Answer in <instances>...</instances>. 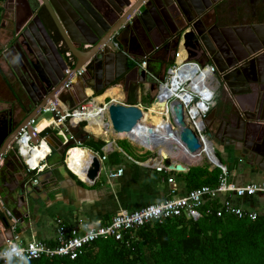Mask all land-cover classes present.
I'll return each mask as SVG.
<instances>
[{
    "label": "water",
    "instance_id": "1",
    "mask_svg": "<svg viewBox=\"0 0 264 264\" xmlns=\"http://www.w3.org/2000/svg\"><path fill=\"white\" fill-rule=\"evenodd\" d=\"M11 1L7 0V4H9L7 8L9 9L13 6ZM39 1L41 2L40 5L48 12L56 31L67 50L75 58L76 63L69 74L64 73L66 68L64 55L55 44L50 29L39 16H36V20L25 22L18 31H16V22H14L15 29L13 31L19 32L20 36L14 41L9 50L5 49L0 55L14 72L21 88L28 97L29 104L28 107L22 105V112L24 116H27L18 124L14 133L8 137L9 139L18 133L20 128L26 125L42 107L50 102L56 105L54 97L61 92L60 90L65 83L77 74L81 68H83V72L81 75L76 76L75 81L80 85L83 99L85 98L84 83L91 88L93 87L91 84H87L84 78L86 79L88 72L92 69L95 72V79L101 80L99 68H101L103 59L106 56H108L109 62L114 59L119 62L120 66L117 65L119 70L115 73V77L106 83L105 87L113 84L115 80L118 81V79L124 78L128 72V57L133 53V50L131 51L128 45H125L122 41L120 43L121 48L113 46V43L119 42L118 35L115 37L116 32H120V37L128 35V32H133V39L137 44L136 47L143 53L148 52L146 51L148 47L144 46V38L142 37L145 35L150 48L156 46V35H158L161 44H166V49L173 48L177 50L181 46V56L185 60L193 58L196 48L202 47L206 52H209L210 49L207 45L212 44L211 41L215 42V40L211 36L210 29L204 27L206 26L204 24L208 19L209 13L213 12L216 14L226 0H183L181 3L177 0L176 4L166 0ZM146 1L147 3H145ZM148 8L149 14H151L150 30H139L138 25L143 23L142 15L148 11ZM241 8V5H238L237 10ZM141 9L144 10L140 11ZM187 14H190V16H186ZM143 26L145 27L144 24ZM256 27H264V25L233 28L235 29L232 33L234 43L229 46V49L231 57L233 58L234 56L235 61L232 64L222 62L221 65L215 61L217 66L215 75L220 84H224L226 87L233 86L248 98L244 103L250 108L245 110L240 106L241 110H237L241 115L245 116V119L241 118L242 121L236 133L230 137L238 143L249 141L253 144L252 150H255V154L262 158L258 168L264 171V151H262L264 149V86L259 89L253 88L249 83H255L256 79L250 80L242 66L243 60L248 59L250 56L257 63L259 56H264V28L260 32L257 31ZM165 31L167 36L163 37ZM53 33L55 34L54 31ZM113 34L114 36L112 37ZM110 37H112L111 40ZM169 39L175 40L173 46H169ZM253 44L256 47H253ZM82 45H88L91 48L80 50ZM258 69L259 66L257 67ZM109 72L111 75V68ZM235 73H238V75H235ZM232 74L233 76L230 77ZM229 79L235 81V83H229ZM72 86L73 84H71V88ZM102 90L103 88H94L97 94ZM157 91L158 85L156 90L150 93L149 102L154 105L159 103L158 108L166 109V102L156 98ZM107 112L112 134L131 133L138 126L144 113L136 104L112 102H110ZM169 119L171 126L177 130L175 140L178 141V144L185 151L187 150L190 155L199 152L202 149V145L196 134L188 126L181 103L176 102L171 105ZM8 122L9 120L5 124L6 131L4 134L0 133V141L7 136L9 126H16L14 125L15 122L10 121V124ZM204 123L209 128L207 119ZM27 129L32 136V143H36L39 137L33 133L30 127ZM79 131V127L71 129L72 134ZM82 131L81 138H77L76 141L64 146L62 151H60V161L64 158V151L68 147L72 148L74 144L82 145L90 137L87 130L82 129ZM153 133L154 129L150 128L147 135L152 137ZM169 134L171 137L174 136L172 133ZM206 135L208 142L215 139L211 132ZM92 138L94 140L98 139L95 135H92ZM9 139L3 144L0 155ZM92 155L93 165L86 170V178L88 179L86 183L100 185V171L103 163L100 162L98 154L92 153ZM211 155L216 158L213 168L226 169L215 155L210 142ZM164 163L171 170L186 171V168L184 169L179 163L174 164L169 160H165ZM211 163L213 164L212 159ZM62 164L63 169L72 175L66 169L64 162ZM48 165L49 168L38 175L22 173L23 184L16 194L13 193L15 190L12 186L8 187L9 191L6 194L9 197H4L0 194V247L6 241L12 240L14 235H20L25 229H29V219L38 213V208L41 207L44 201L55 195L56 186L48 183V180L52 177L54 181L56 180L55 171L52 169L51 163ZM44 173H47L48 176L44 177ZM72 176L76 177L74 179L75 182L80 181L77 176ZM6 211L10 213V216L7 215Z\"/></svg>",
    "mask_w": 264,
    "mask_h": 264
},
{
    "label": "built area",
    "instance_id": "2",
    "mask_svg": "<svg viewBox=\"0 0 264 264\" xmlns=\"http://www.w3.org/2000/svg\"><path fill=\"white\" fill-rule=\"evenodd\" d=\"M113 46L117 48V43H113ZM66 62L65 74H69L74 66V57L70 52L63 54ZM180 53H175V58L167 68L163 79L158 83V91L156 98L166 102V109L159 108L164 116L161 115L163 121L170 123L171 105L179 102L184 109V115L188 126L196 134L199 142L202 145V149L193 154L201 155L202 158L198 163H203L204 158L211 164L208 155H205L206 149H210V141L208 142L206 135V126L204 123L205 118L210 113L214 106V89L216 85V76L214 68L211 65H201L196 61L185 60L180 57ZM150 55L143 56L140 61L136 63L145 68L146 63L149 60ZM193 70L192 77H182V69ZM83 68H81L77 74L70 78L64 85L63 89H71V84H74L77 75H81ZM180 72V75L176 73ZM165 88V91H163ZM171 91L174 92L173 95ZM169 94V95H168ZM97 95L95 92L89 91L86 93L85 98L75 105H67L66 103L59 102L56 105L48 103L42 107L36 116H33L26 125L20 128L13 141L10 143L8 150L13 151L16 159L21 163L26 173L38 175L49 168V158L58 149L74 142V136L71 133V129L79 127L80 132L85 129L90 123V110L94 109L97 105L96 99L103 96ZM109 99V102H106ZM112 98L104 97L103 103H100L99 108L103 111L100 117L103 121V135L98 138L106 137L107 141L103 143L101 152L103 154L99 156L100 162L103 163L107 159V154L115 150V141L127 140L133 146L141 149L140 152L155 151L159 153V146H162L164 150L169 153L173 152L171 144L166 142L168 136L166 134L172 133V129L162 131L160 128L154 129L152 137L147 134L144 138V144L138 145L135 141L128 138L116 139L112 136L110 131V124L108 121V112L106 106H109ZM124 103V102H122ZM126 104V103H125ZM158 104H152V108L158 109ZM144 112V110H142ZM47 112L50 116V121L38 129V120L43 117V114ZM78 118V119H77ZM94 118V117H92ZM31 128L33 133L39 137L36 143H32V136L29 134L27 128ZM175 130V128H173ZM41 133L43 135L41 136ZM92 137V133H89ZM161 140V141H160ZM45 141L50 151L45 157L38 161L36 167H30L28 158H31L32 149H36L40 146V143ZM162 143V144H161ZM178 144V143H177ZM180 146V144H178ZM181 147V146H180ZM72 149L68 147L64 154V165L68 172L72 175V171L67 165L66 155L67 152ZM92 153L98 154V152ZM119 152H122L119 150ZM172 157L173 155H168ZM168 156L164 157L159 153V159H148L146 166L153 168L157 173L170 174L172 172H178L171 170L165 165L164 161L168 160ZM170 161V160H169ZM171 162V161H170ZM172 163V162H171ZM213 166V164H211ZM218 178L217 184L214 186L204 185L198 188L192 189L186 192L184 195H176L175 188H172L164 199L148 203L141 208H137L131 211H121L111 218L107 224H92L86 223L82 219H76L71 224L67 225L60 221L57 229L55 230V236L52 240V244H48L42 241L30 240L23 241L19 235H14L13 239L6 241V243L0 247V264H8L13 261L25 262L36 260L40 258L52 259V258H67L71 261L80 257L84 251L90 247L94 242L101 239L112 238L116 241H120L123 238V234L128 231L136 230L145 224L156 222L162 224L169 219L184 218L185 220L198 221L203 217H234L238 220L255 221L259 215L264 213V207L261 211L259 208H254V199L259 197L264 200V181L251 182L247 185H235L228 180V173L226 169H222ZM103 171V166L101 171ZM123 168H118L116 171L109 170L108 179L120 177L123 173ZM75 176V175H74ZM36 183V181H34ZM167 183L172 184L173 179L167 178ZM249 202L250 207H244V203ZM7 215L10 216L8 211ZM16 249L13 252V249ZM5 253L10 254L9 256Z\"/></svg>",
    "mask_w": 264,
    "mask_h": 264
},
{
    "label": "crops",
    "instance_id": "3",
    "mask_svg": "<svg viewBox=\"0 0 264 264\" xmlns=\"http://www.w3.org/2000/svg\"><path fill=\"white\" fill-rule=\"evenodd\" d=\"M6 1L7 0H0V52H3L8 46V40L13 34L11 23V21L13 20V12L16 14V31H18L25 22L36 20V16H39L44 24H46L50 29L54 42L58 46V49H60L61 53L64 54L66 52H69L58 32L56 31L48 12L42 5H40L41 2L39 0H12L11 2L13 3L14 7L11 6V9L7 8L8 6H5ZM53 31L55 32V34L53 33ZM156 37V46L150 48L149 44V47L146 49V51L148 52H139L137 54L139 55V61L143 56L150 55V58L146 63V67L141 68L137 63L134 62L132 58L133 54L130 55L128 57L127 66H131L133 69H135L136 67L137 74H132L128 77L127 72V80L125 83L116 84L115 86H111L106 90L108 91L109 89L116 88L122 96L120 102H124L126 104H136L144 111H150V109H153L152 103L149 102V95L151 92L156 90L158 82L163 79L164 74L167 70H165V65H168L170 61L174 60L176 52H179L181 54L182 51L181 46L177 50L173 48L166 49L165 46L163 47V45L166 44H161L158 35H156ZM156 47H159V49L154 50ZM133 53H136V50H133ZM192 60L198 62L201 65H206L205 60H203L200 56L195 57ZM74 63H76L75 58ZM110 63H112V70L114 71L117 70V65L120 66L119 62L114 59L111 60ZM7 68V65L2 60H0V71L7 78L11 79V75ZM91 72L93 71L91 70ZM89 91L91 90L87 88L84 95H86V93H88ZM18 97L19 101L10 93L8 87L0 82L1 111H5L6 109L10 110L11 108L16 109L17 106H20V103L23 106L28 107L29 102L28 100H26L24 94L22 93L21 97ZM54 98L56 104L62 102L66 103L67 105H75L78 102H81V100L83 99V94L80 91L79 83L75 81L71 89L62 90ZM246 99L248 98L245 95L241 94L239 90H232V92H230L228 87H226L224 84H220L216 76V85L214 89V106L209 113L210 115L208 114L205 118V120H208L209 126V128L206 127V134L208 132H211L214 125L221 118L223 119V117H227V115L230 117V111H240V106L245 110L249 109L250 107L244 103ZM230 108H232V110H230ZM19 110L22 111V106H20ZM157 110H154L153 112L161 111ZM147 114L149 116V113ZM161 114L162 116H164V113ZM156 117L160 118L161 116L160 114H157ZM228 128V131L233 130V127L231 125ZM115 137L117 138L118 136ZM100 139L104 142L107 141L106 137ZM86 141L88 142L89 138ZM92 142H95V140L93 139ZM210 142L213 146L214 151L216 149H219L220 153L223 154V157L219 158L215 153L217 158L225 166L226 170H228V177H231L234 180L237 179L239 173L238 171L240 170L244 172L250 171L252 169L261 171L258 168V164H260L262 160L261 156H255L254 154L251 155L250 158L246 159L244 157L245 155L240 151V144L238 147H236V149H232L225 144H221L218 139L210 140ZM85 149L88 150L89 155L93 156L90 152L91 149ZM159 153H156L153 150L147 152L139 151L138 155L144 156L146 158L143 161H134V163L139 167L145 168L147 170H152L157 173L153 168H148L146 166V163L148 159H159ZM6 155L10 162L13 160H15L17 163L19 162L16 159L13 151L7 150ZM167 159L172 163L181 164L186 168V171L172 172L170 174L164 175L161 173H157L161 174V176L157 179H150L146 175L140 177L133 176L129 172L128 168L120 165L118 162H115L110 166V169L116 171L118 168H123L124 171L120 175V177H116L111 180L108 179L110 183L108 182L106 186L101 181L100 185H90L89 183H86L88 181L86 177L84 179L85 182L81 180L75 182L74 177L67 173L65 169H63V164L60 161L61 157L59 158L58 155L50 157L49 163H51L53 166L52 169L55 171L56 180L54 181L52 177L50 180H48V183L51 182L49 184H53L56 186V190L54 192L55 195L51 196L49 199L43 202L41 207L38 208V213L34 217L29 219L30 228L25 229L22 233H20L19 236L23 239V241H38L37 237L39 231L43 230L41 231V233L45 232L44 222L48 217L50 218L53 215L56 216L55 221H60L67 225L71 224L76 219H82L86 223L104 225L107 224L111 220V218L119 212L124 210L129 211L126 206L127 204L131 203L130 198L132 196L144 199L145 202L143 203V205H145L164 199L165 197H167L172 188H175L176 195H184L187 192V189L185 187L183 174L187 173L192 167L201 166L202 163L198 164V162H196V164L194 165L187 164L185 160L182 161L180 160V158L178 159L174 156H168ZM226 161L229 163V166H231L230 169L229 166L224 164V162ZM18 164H20V174L24 173L25 171L23 169V166L20 162ZM261 172L264 174V171ZM47 176L48 174L45 177ZM169 177L173 179L172 184L167 183V178ZM79 182H83L87 186L83 187L82 183L80 184ZM79 186H81V188H79ZM261 200L262 199H260V201ZM48 234V236H45L44 238H42V240L39 241L51 245L55 235V231L53 235L51 231H48Z\"/></svg>",
    "mask_w": 264,
    "mask_h": 264
},
{
    "label": "trees",
    "instance_id": "4",
    "mask_svg": "<svg viewBox=\"0 0 264 264\" xmlns=\"http://www.w3.org/2000/svg\"><path fill=\"white\" fill-rule=\"evenodd\" d=\"M220 174L219 168H190L183 174L187 192L214 186ZM8 264H264V213L253 222L234 217L152 222L124 233L120 241L98 240L73 261L56 257Z\"/></svg>",
    "mask_w": 264,
    "mask_h": 264
},
{
    "label": "flooded vegetation",
    "instance_id": "5",
    "mask_svg": "<svg viewBox=\"0 0 264 264\" xmlns=\"http://www.w3.org/2000/svg\"><path fill=\"white\" fill-rule=\"evenodd\" d=\"M166 1L172 2L173 4H176V2H177V0H166ZM182 1L183 0H179L180 3ZM145 3H147V1ZM7 5H9V4H7V1H6L5 6H7ZM11 5H13V3H11ZM238 5H241L242 8L237 10ZM13 7H14V5H13ZM143 10L144 9H141L140 11H143ZM150 15L151 14H149V8H148V11L143 13V15H142L143 23L141 25L140 24L138 25L139 30H143V31L150 30V28H149L151 26V23H150L151 22V16ZM235 15L238 18L237 17L235 18ZM186 16H190V14H187ZM14 22H16V14L13 12V20L11 21L13 29H15V23ZM143 24L145 25V27L143 26ZM204 25H206L204 27H208L210 29L211 36L213 37V39L215 40L216 43L211 41L212 44L207 45V47L210 49L209 52H206V50L202 47L196 48L192 59L200 56L203 60H205L206 65H211L214 68V72L216 74L217 66L215 64V61L219 65H221L222 62H226V63L228 62L229 64H232L235 61L234 56H233V58L231 57L232 55H231L230 49H229V46H231V44L234 43L233 38H232V33L234 32L235 29H233V28L239 27V26L253 27V25H264V0H226V1H224V4L220 7V10L216 14H214L213 12L209 13L208 19L206 20ZM263 28L264 27H256L257 31H260V32L262 31ZM229 30H232V31H229ZM18 33L15 32V30L13 31L11 38L8 40V46L5 49L9 50L10 47L12 46V44L14 43V41L17 38H19L20 34H18ZM119 33L120 32H118V33L116 32V35H115V37L118 35L117 38H119V40H118L119 42H117L118 43L117 48H121L120 43L122 41L125 45H128V47L130 48L131 51L136 50V54L135 53H132L133 55L130 54L133 56L132 58H133L134 62L136 63L137 61H139V55H137V54L141 51L138 49V47H136L137 44L134 42V39H133L134 33L128 32L129 34L126 36H123V37H120ZM113 36H114V34L112 35V37ZM145 36H142L144 38L143 39L144 46L149 47L148 46L149 42H147V38ZM166 36H167V32L165 31L163 34V37H166ZM112 37H110V40ZM169 41H170L169 46H173L175 43V40L172 41V39L171 40L169 39ZM127 42H128V44H127ZM164 46L165 45H163V47ZM253 47H256V46H254V44H253ZM90 48L91 47L88 45H82L80 47V50L90 49ZM157 49H159V47H156L154 50H157ZM1 53L2 52H0V54ZM0 60H2L7 65V67H8L7 69L11 75V79H9L0 71V80H1L0 82H2L4 85H6L8 87V89L10 90V93L15 98L18 99L19 98L18 96L21 97V94L23 93L26 100H28V97H27L26 93L23 91V89L21 88L14 72L9 67L6 60L3 57H1V55H0ZM257 60H258V63L256 60H254V58H252L250 56L248 59L243 60L242 66H243V69L247 73V77L250 80H253L254 78L256 79L255 83L252 82L249 84L253 88L255 87V88L259 89V88H262V86H264V56H262V55H261V57L259 56V58ZM171 62L172 61H170L168 65H165V70L170 66ZM166 66H168V67H166ZM258 66H259V69L257 70ZM109 67L112 69V63L110 65V62L108 60V56H106V58L103 59V63L101 64V68H99V70L101 71V80H96L95 79V72L89 71L88 75L86 76V79L84 78V80L87 82V84H91L93 87L91 88L89 85H86L84 83V87H85L84 91H86V89L89 88L92 92H95L94 88H103V90L99 94L96 93L97 95H102L111 86H115L116 84H123L126 82L127 73H126V76H124V78L122 77L121 79H118V81L115 80L113 82V84L105 87L106 83L110 79L115 77V73H117V71L119 70V68H117V70H115V71L112 70V73L110 75V72H109L110 68ZM127 67H128V69H127L128 77L132 74H137V68L136 67H135V69H133L131 66H127ZM235 75H238V73H235ZM231 76H233V74L230 75V77ZM229 83H235V81H232L229 79ZM132 84H134V83H132ZM129 86H131V85H129ZM228 88H229L230 92H232V90H237V88H235L233 86H230ZM62 90H65V89L61 88L60 91H62ZM102 98H104V97L98 98L96 100V103L98 104V101H100ZM119 99H121V98H119ZM18 101H19V99H18ZM113 101L119 102L116 99H113ZM119 103H121V102H119ZM20 106H22L21 103H20ZM20 106L19 107L17 106L16 109L11 108L10 110L6 109L5 111L0 110V133L4 134V132L6 131V129H5L6 125L5 124L8 120H9L8 124H10V121H12L13 123L15 122L14 125H16L15 127L9 126L10 128H9V132H8L7 136L4 137L0 141V142H2L0 144V151H1V148L3 147V144L9 139L8 137H10L14 133L18 124L27 116V115L24 116L23 112L21 110H19ZM230 110H232V108H230ZM229 114H230L231 118L228 115H227V117L224 116L223 119L219 118L220 120L214 125L213 129L211 130V133L213 134V136H215L214 137L215 140L218 139L221 144H223V145L225 144L226 146L231 147L232 149H236V147H238L240 144V149H241L240 151L242 152V154L245 155L244 157L246 159H248L251 157V155L255 154V150H252L253 144H251L249 141L238 143V142L232 140V137H230V136H233L234 133H236V130L238 129L239 124L241 123L242 119L243 120L245 119V116L241 115L237 110L230 111ZM232 118H233V120H232ZM227 125H229V126L231 125L233 127V130L228 131L229 126H227ZM82 134H83L82 132L81 133H78V132L74 133L73 134L74 141H76L77 138L78 139L81 138ZM16 135H17V133L14 134L9 139L8 143L6 144V147L1 152V155H0V194L4 197L7 196L6 194L9 191L8 187L12 186L15 190L13 193L16 194V192H18V189L20 188V186L23 184V178H22V175L20 174V168H19L20 164H18L19 162L17 163L15 160L10 162L7 158V155H6L9 145L13 141V139ZM76 145H80V144H75L73 146H76ZM248 146H250V147H248ZM46 148H47V146H46ZM62 149H63V147H62ZM62 149H61V151H62ZM262 151H264V149H262ZM48 152L49 151L47 150L46 154ZM65 152H66V150L64 151V154H65ZM59 153L60 152H58V151L54 152L52 156L54 157V156L58 155V157L60 158ZM76 154H77V152L74 154V156ZM256 155L257 154H255V156ZM75 163H76V161H75ZM46 175H47V173H44V177ZM81 179L84 180L85 177L82 176ZM49 183H51V182H49ZM7 197H9V196H7ZM10 205H12V204H10Z\"/></svg>",
    "mask_w": 264,
    "mask_h": 264
},
{
    "label": "bare ground",
    "instance_id": "6",
    "mask_svg": "<svg viewBox=\"0 0 264 264\" xmlns=\"http://www.w3.org/2000/svg\"><path fill=\"white\" fill-rule=\"evenodd\" d=\"M181 72H182L181 76L183 78L184 77H189L190 78V77H192V75L194 73L193 70L185 69V68H183ZM176 75L179 76L180 75V72L176 73ZM163 91H165V88H163ZM173 94H174V92L171 91V94L170 95H173ZM101 97H111L112 98V100H111L112 103H119L120 100L122 99L121 94L119 93V91L116 88L109 89ZM119 98H121V99H119ZM113 99H116L119 102H115V101H113ZM100 103H103V98L100 101H98V104L94 107V109H92V110L89 111L90 112L89 116H90L91 119H89L90 120V123L85 128V130H87L89 133L94 134L95 137H99V136H101V135H103L105 133L103 131L104 125H103L102 119L101 118H98L97 119V117H100L101 116V113L103 111L102 108H99ZM107 107L108 106H106V108ZM155 110H157V109L155 108ZM158 110H160V109L158 108ZM158 112H160V116H161L162 111H158ZM153 113L154 112H152V114ZM46 115H49V114H47V112H45L43 114V117H41L38 120V122H37V124L39 125L38 126V129H40L41 127H43L46 124L45 123L46 121L47 122L50 121V119H49L50 116H49V118H45ZM149 116L144 111L143 118L139 122L138 126L131 133H123V135H121V138L124 139L123 138V136H124V137H126V138H128L130 140L135 141V143H137L138 145H143L144 144L143 143L144 142V138H145V135L148 133V130L150 128H152V127L154 129H157V130H158V128H160V127H157L156 125H153V123L149 122L150 121L149 120ZM92 117H94V118H92ZM160 129L162 131H165V133L168 131L167 129H163V128H160ZM172 134L174 135L173 137H171L170 134H166L168 136V139H166V142H168V143L171 144V147H172L173 152L169 153L167 150L165 151L162 146H159L160 155H162L164 157H166L168 155H173L175 158H178V159L180 158V160H182V161L185 160V162L187 164H192V165L196 164V162H199L200 159L202 158V154L199 155V156L198 155H193V154L190 155V153L187 150L185 151L184 148L180 147L177 144L178 141L175 140V137L177 135V130H173V128H172ZM112 135H114V134H112ZM117 138H119V137H117ZM46 146H47V148H46ZM47 150L50 151V149H49L47 143H45V141H42L40 143V146L38 148L32 149L31 158H28L27 159L28 160V163H29V166L30 167H36L37 164H38V161L42 160L45 157V155L48 154V153L46 154V151ZM76 152H77V154L74 156V154ZM87 153H88V150L87 149L81 148L79 146H74V147H72V149H70L67 152V155H66V162H67L68 167L70 168V170L72 171V173L75 176H77L79 180H81L83 182H85V180H82L80 178V176L86 177V170H87V168L91 166V163L93 165V160H92L93 159V156H91V155H89ZM205 155H208L210 162H211V159H212L213 165H214V163H216V158L213 157L212 155L210 156V149H208V148L206 149ZM71 159L73 160V163H74V166H75V170L76 171H74V169H72L70 167V165H69V161ZM75 161H76V163H75ZM182 167L185 169L184 166H182Z\"/></svg>",
    "mask_w": 264,
    "mask_h": 264
},
{
    "label": "rangeland",
    "instance_id": "7",
    "mask_svg": "<svg viewBox=\"0 0 264 264\" xmlns=\"http://www.w3.org/2000/svg\"><path fill=\"white\" fill-rule=\"evenodd\" d=\"M106 102H109V99H106ZM155 110V108L150 109V111H145L147 113H149V122L153 123V125H156L157 127L163 128V129H172L173 126L167 124V121H163L161 118L156 117L157 114H160L158 112H154L152 114V112ZM162 115V114H161ZM45 118H49V115H46ZM115 136H118L119 138H116L114 135H112L114 138L116 139H122L121 135H123V133H113ZM43 135V133H41V136ZM124 138V136H123ZM89 140L93 141L91 137H89ZM98 140V142H103L100 138L96 139ZM89 141V143H87L84 148H89L91 150H94L95 148H99L98 155L101 156L103 154V152H101V148H100V144L95 143V142H91ZM116 147L115 150L113 152H110L107 154V159L103 162V171L101 172L100 175V181L105 184L107 186L108 182L110 183L109 179L108 180V174L106 172H108L110 170V166L113 165V163L118 162L120 165L125 166L126 168H128L129 172L133 175V176H144L146 175L148 178L152 179V178H158L161 176V174H157L152 170H147L145 168L139 167L137 166L134 161H143L146 157L144 156H139L138 152L141 151V149H138L137 147H134L133 144H131L129 141L127 140H118L115 141ZM216 144V142H215ZM75 145V144H74ZM77 146H81V145H77ZM83 148V147H81ZM62 148L58 149V152L61 151ZM119 150H121L122 152H119ZM95 151V150H94ZM216 155L219 158L223 157V154L220 153L219 149L215 150ZM89 154V153H87ZM64 159V158H63ZM63 162V160L61 161ZM225 165L229 166V163L226 161L224 162ZM69 165L72 169L75 170V166L73 163V160L71 159L69 162ZM199 167H204L205 169H207L208 171L212 170V165L206 160V158H204L203 163L201 166ZM231 166H229L230 169ZM228 168V167H227ZM238 178L237 179H232L231 177H228V180L232 183H234L235 185H247L251 182H261L264 181V174L261 171H257L255 170H250L247 172L244 171H238ZM76 178V177H75ZM74 178V179H75ZM80 178H82V176H80ZM83 187H86L87 185L83 182H81ZM131 203L127 204V209L129 211L137 209V208H141L145 205H143V203L145 202L144 199H141L140 197H134L132 196L130 198ZM254 204L255 207L254 208H259L258 210L261 211L264 207V201L261 200L259 197H256L254 199ZM244 207L249 208L250 207V203L249 202H245ZM56 220V216L53 215L50 218L48 217L46 219V221L44 222L45 225V232H42L43 230L39 231L38 233V241L42 240V238H44L45 236H48V231H51L52 235L54 233V231L57 229L58 223L55 221ZM51 235V237H52ZM55 236V235H54Z\"/></svg>",
    "mask_w": 264,
    "mask_h": 264
},
{
    "label": "clouds",
    "instance_id": "8",
    "mask_svg": "<svg viewBox=\"0 0 264 264\" xmlns=\"http://www.w3.org/2000/svg\"><path fill=\"white\" fill-rule=\"evenodd\" d=\"M12 251L15 252L16 249L14 248ZM5 255L9 256V258H10V254L9 253H5Z\"/></svg>",
    "mask_w": 264,
    "mask_h": 264
}]
</instances>
